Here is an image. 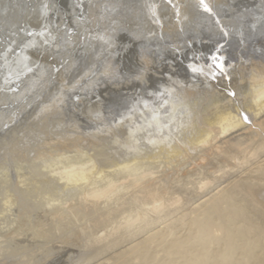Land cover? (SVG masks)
I'll list each match as a JSON object with an SVG mask.
<instances>
[{
    "label": "rangeland",
    "instance_id": "obj_1",
    "mask_svg": "<svg viewBox=\"0 0 264 264\" xmlns=\"http://www.w3.org/2000/svg\"><path fill=\"white\" fill-rule=\"evenodd\" d=\"M101 1L0 0V34L3 32V37H0V91H2L0 92V264H117L114 258L133 247L134 242H142L145 236L147 239L151 235L150 231L152 233L164 231L165 227L167 229L173 221L180 218L181 214L192 212L195 206L234 180L250 181L256 200L264 206V165L255 168L258 161L264 159V154L262 158L253 154L256 144L264 145V107L260 113H257L255 106L251 104L254 102L253 98L255 100L254 96L264 91V0L223 1L219 7L227 5V8H221L220 16L212 11L203 10L202 15L196 14L195 17L184 18L179 22V28L163 35H155L144 27L136 28L133 25L131 13L127 14L124 11L133 5L131 2L123 4L117 0H104L102 6L113 4L116 6L112 12L99 5L91 8L92 3L100 4ZM35 17L44 18L43 27L49 26V32L42 34V29L32 24V19ZM61 19L64 21L60 22ZM79 20L85 21L88 25L86 36L79 30ZM219 20L220 23L216 24ZM55 23L60 26H56ZM107 31L112 34L113 43L109 44L101 39V32ZM26 37L33 39L32 44ZM7 43L13 45L8 48L6 55L10 59L4 60L3 54L6 53L4 46ZM202 46L205 48L203 49ZM18 51L20 53H17ZM22 54H26L28 61H32L34 65L31 64L29 69L19 72L20 76L10 75L11 72H8L6 80L1 79L2 72L13 68L16 57ZM187 56L203 58L200 61L201 65L205 66L196 72L187 71ZM170 79H179L181 82L174 85L179 90L176 102L180 101V105L174 111V118L167 124L169 130L167 127L164 130H157L154 125L149 126L145 114L147 108H152L150 104L155 107L160 106L158 110L162 117L160 119L162 123L166 120L165 114L167 112L168 115L171 110L170 98L163 97L168 95L164 91L163 83L166 81L169 83ZM235 85H238V89L234 87ZM258 86L261 88L260 91L256 90ZM254 88L256 91L252 90ZM9 94L12 95L9 97ZM241 97L243 101H249L248 106L252 105L249 112L254 115L248 118L247 114L240 115L239 110L232 115L234 117L232 120L220 122L227 105ZM186 105L191 109L185 111L183 107ZM216 110L220 113L210 126L205 119L207 116L212 117ZM227 113H230L229 110ZM245 115L247 120L244 119ZM154 133L159 137L167 133L165 134L167 137L163 138L164 141L157 142L158 144L153 143L149 138ZM231 137L250 140L238 152L237 149L231 150L227 147L229 144L226 142ZM127 138L134 139V141L130 140L135 143L132 147H138L130 148L133 143L131 144L129 140L126 142ZM127 143L130 146L126 145ZM208 143H219L218 145H222L223 149L210 153ZM136 148L141 152L136 151ZM158 148L159 150L162 148L160 152ZM131 153V158L126 157ZM144 154L148 155V158ZM240 158L246 161L243 162ZM110 162L113 163L112 166ZM76 163L79 164L75 165ZM81 166H85L82 167L84 169L80 170ZM126 167L135 172L133 173L136 175L135 178L139 173L137 178L143 182L160 181L157 182L161 189H164L162 194L167 193L169 196L172 191L171 196L177 198L179 206L175 203L178 210L173 205L168 209L175 216L180 214L179 217L175 218L168 209L164 210L167 211L166 213L162 211L156 216L149 210L153 205L151 202L146 204L143 202L142 206L145 208L141 207L144 200L141 202L135 200L139 191L134 187L132 190L129 185L135 178L131 176L130 179L125 180V176L130 174ZM149 167H152L151 172H147ZM63 169L65 171H62ZM142 170L145 173L140 175L143 173ZM80 171L84 172V176ZM105 171L109 175H106ZM113 171H116L115 173L122 171L124 174L116 175ZM77 174L80 175L74 180ZM151 174L156 175L151 176ZM97 175L101 178L103 176L104 181ZM104 177H108L109 180ZM144 177L150 179L144 180ZM92 178L97 179L98 183L95 179L90 180ZM160 178L166 181L161 183L164 180ZM110 179L113 183H117L118 188H121L123 183L124 189L126 185L130 187L125 191L123 188L117 192L111 190L113 193L108 191L95 201L86 196L89 188L93 187L91 185L96 184L95 187L105 188L104 183L111 182ZM168 180L171 182L168 183ZM167 183L173 188L168 187ZM121 190L123 194L120 195L125 197L124 200L118 195ZM128 191L131 192L130 198L127 195ZM133 191L136 192L133 195L135 198L132 197ZM112 194L116 196H110ZM107 195L109 199L106 198ZM183 198L186 200L184 201ZM122 201L128 205L133 203L130 204V211L129 206ZM182 202H186L188 208ZM96 203L98 205H94ZM124 204L128 207L123 206ZM183 206L187 211L182 209ZM105 207L111 208L106 210ZM124 208L131 212L132 216L146 213L143 215L144 220L151 219L152 223L144 228L145 231L136 229V225L137 233L133 228L135 232L118 230L117 232L121 233L118 235L113 228L116 227L115 225L125 226L127 222L125 215H118V210ZM148 210L150 214L147 215ZM178 211L179 213L175 214ZM96 214L99 216H95ZM111 215L113 217H109ZM114 216L116 219L119 218L118 221ZM256 216V219L259 216L263 217L259 220L255 219L263 225L264 216L261 214ZM158 218L161 220L158 221ZM164 218L166 220L161 222ZM168 218L171 220L169 221ZM102 219L107 220L103 222ZM114 220L118 223L115 224ZM108 221L110 224L113 222L112 225L107 223ZM100 222L105 227L109 225L108 229L99 224ZM174 227L175 230L166 240L150 241L147 244L148 249L143 253L134 254L131 264H183L184 261L186 264H200L202 254L207 249L215 250L213 252L218 260H223V256L220 255V245L218 243L208 245L207 240L203 241L204 237L194 223L176 224ZM105 229L106 232L103 231ZM143 231L145 233H141ZM213 232L215 235H220V227L215 225ZM112 234L116 235L114 239L111 238ZM142 234L146 235L141 236ZM176 234L188 241V253L192 257L168 256L166 246ZM108 236L113 243L108 240ZM103 237L108 241L105 242L106 239ZM236 257V263L224 261V264H256L246 253L238 252Z\"/></svg>",
    "mask_w": 264,
    "mask_h": 264
},
{
    "label": "bare ground",
    "instance_id": "obj_2",
    "mask_svg": "<svg viewBox=\"0 0 264 264\" xmlns=\"http://www.w3.org/2000/svg\"><path fill=\"white\" fill-rule=\"evenodd\" d=\"M103 1L104 0H102L101 1V3L100 4H95V3H92V5H91V8H94V7H96L97 5H99L100 7L102 6V3H103ZM118 2H122L123 4L125 3V2H131L133 5H131V7H129L127 10H124V11H126V13L128 14V12H130L131 13V15H132V21H133V25H135V27L136 28H138V27H144V29H147V30H149V31H152L153 33H155V35H163L164 33H166V32H168V31H171V30H173V29H177V28H179V22L180 21H182L184 18H192V17H195V15L196 14H198V16L199 15H202V13H203V8H204V6H203V4L201 3V0H117ZM225 2L226 0H204V3H207V5L211 8V11L212 12H214L215 14H217V16H220L219 15V13L221 12V8H227V5H222V6H220L219 7V5H221L222 3L221 2ZM250 2H253V1H250ZM221 3V4H220ZM262 4V3H261ZM56 5V4H55ZM102 7H104V6H102ZM116 6L113 4V5H108V6H105L104 8H106L109 12H112V11H114V8H115ZM253 8H254V6H253ZM22 12V11H21ZM209 12V11H208ZM211 12V13H212ZM227 12H229V11H227ZM22 14V13H21ZM227 14V13H226ZM101 15V14H100ZM225 16V15H224ZM60 17V16H59ZM200 18V17H199ZM219 18V17H218ZM231 18V17H230ZM222 19V18H221ZM53 20H54V18H53ZM52 20V21H53ZM86 20V19H85ZM243 20V19H242ZM245 20V19H244ZM51 21V22H52ZM62 21H64V20H62L61 19V21L60 22H62ZM215 21V20H214ZM222 21V20H221ZM227 21V20H226ZM246 21V20H245ZM59 22V23H60ZM224 22V21H223ZM222 22V23H223ZM95 23H97V22H95ZM219 24L220 23V20L219 21H217L216 22V24ZM32 24L33 25H36L37 27H38V29L40 28V29H42V34H45L47 31L49 32V30H48V28H49V26H46V27H43L44 26V18L42 17V18H33L32 19ZM52 24V23H51ZM56 24V23H55ZM60 24H62V23H60ZM60 24H56V26L57 25H59L60 26ZM64 24V23H63ZM90 24V23H89ZM224 24H225V22H224ZM228 24V23H227ZM259 24V23H258ZM263 24V23H262ZM182 26V25H181ZM214 26V25H213ZM226 26V25H225ZM41 27H43V28H41ZM68 27H70V25L68 26ZM67 27V28H68ZM78 27H79V30H81L82 32H83V35H85L86 36V34H87V30H88V25H86V22L85 21H78ZM216 27V26H215ZM222 27H223V25H222ZM72 28V27H71ZM90 28V27H89ZM200 28V27H199ZM235 28V27H234ZM5 30H6V28H4ZM18 29V28H17ZM24 29V28H23ZM62 29V28H61ZM140 29V28H139ZM237 29V28H236ZM90 30V29H89ZM98 30V29H97ZM200 30V29H199ZM238 30V29H237ZM1 31V30H0ZM7 31V30H6ZM63 31V30H62ZM61 31V32H62ZM68 31V30H67ZM84 31H85V33H84ZM193 31V30H192ZM215 31V30H214ZM229 31V30H228ZM232 30L230 29V32H231ZM235 31V30H234ZM240 31V30H239ZM12 32V31H11ZM21 32V31H20ZM98 32V31H97ZM100 32V31H99ZM133 32V31H132ZM59 33V32H58ZM64 33V32H63ZM67 33V32H66ZM102 34H100V37H101V39H103L104 41H106L107 43H113L114 42V38H113V36H112V34L110 33V31H107V32H101ZM235 33V32H234ZM242 33V32H241ZM2 34V35H1ZM0 35V37H3V32L1 33ZM25 34V33H24ZM77 34V33H76ZM146 35V34H145ZM191 35V34H190ZM172 36V35H171ZM180 36V35H179ZM6 37V36H5ZM4 37V38H5ZM50 37V36H49ZM49 37L47 38V39H49ZM27 38V41H29V43L30 44H32V40L33 39H31V38H29V37H26ZM29 38V39H28ZM36 38V37H35ZM58 39H59V37H57ZM122 38V37H121ZM21 39V38H20ZM70 39V38H69ZM185 39V38H184ZM7 40V39H6ZM5 40V41H6ZM55 40H57V39H55ZM126 40V39H125ZM22 41V40H21ZM31 41V42H30ZM140 41V40H139ZM179 41V40H178ZM181 41V40H180ZM188 42H189V40H187ZM191 42H192V40H190ZM197 41V40H196ZM56 42V41H55ZM55 42H53V43H55ZM96 42V41H95ZM142 42V41H141ZM144 42V41H143ZM176 42V41H175ZM193 42H194V40H193ZM98 43V42H97ZM181 43V42H180ZM198 43V42H197ZM1 44V43H0ZM140 44V43H139ZM12 43H7L5 46H4V50L6 51V53H4L3 54V59L4 60H6V59H10V58H8L6 55L8 54V48H11L12 47ZM19 45H21V44H19ZM54 45V44H53ZM69 45V44H68ZM98 45H100V44H97V46ZM206 45V44H205ZM211 45V44H210ZM161 46H162V44H161ZM44 47V46H43ZM61 47V46H60ZM96 47V46H95ZM134 47V46H133ZM159 47V46H158ZM212 47V46H211ZM15 48H16V46H15ZM44 48H46V47H44ZM53 48V47H52ZM51 48V49H52ZM82 48H83V46H82ZM87 48V47H86ZM154 48V47H153ZM202 48L204 49L205 47H203L202 46ZM14 49V48H13ZM50 49V48H49ZM84 49V48H83ZM93 48H91V50H92ZM196 49V48H195ZM85 50V49H84ZM137 50V49H136ZM168 50H169V48H168ZM26 51V50H25ZM94 51V50H93ZM112 51V50H111ZM170 51V50H169ZM85 52H87V51H85ZM12 53V52H11ZM170 53H172V52H170ZM207 53V52H206ZM205 53V54H206ZM1 54V53H0ZM104 54H105V52H104ZM160 55V54H159ZM159 55H157V56H159ZM14 56V55H13ZM64 56V55H63ZM171 56V55H170ZM27 56H26V54H22V55H20V56H17L16 57V59H15V62H14V67L13 68H9L8 70H4L3 72H2V74L4 75H2L1 76V79L3 78V80L5 81L6 80V77H7V74H8V72H11V73H9L10 75H18V73L19 72H22V71H24V70H27V69H29V67H31L32 65H34V64H32L33 62L32 61H28V59L26 58ZM160 57V56H159ZM65 59V58H64ZM159 59V58H158ZM203 58H194V57H190V56H187L186 57V70L187 71H189V72H196V71H198L200 68H202V66H205V65H201V61L200 60H202ZM9 61V60H8ZM73 61V60H72ZM71 61V62H72ZM35 62V61H34ZM28 63H29V65H28ZM139 63V62H138ZM12 64V63H11ZM32 64V65H31ZM204 64V63H203ZM220 64V63H219ZM31 65V66H30ZM142 66V65H141ZM22 67V68H21ZM212 67V66H211ZM208 68H210L209 66H208ZM2 69V68H1ZM31 69V68H30ZM33 69V68H32ZM233 69V68H232ZM211 70H213V69H211ZM213 71H215L216 72V70H213ZM227 71V70H226ZM212 72V71H211ZM224 72V71H223ZM1 73V72H0ZM96 73V72H95ZM109 73V72H108ZM111 73V72H110ZM214 73V72H213ZM218 74V73H217ZM22 75V74H21ZM114 75V74H113ZM112 75V76H113ZM210 76H211V74H209ZM18 76H20V75H18ZM17 76V77H18ZM23 76V75H22ZM29 76V75H28ZM104 76V75H103ZM193 76V75H192ZM13 77V76H12ZM48 77V76H47ZM80 77V76H79ZM78 77V78H79ZM93 77V76H92ZM202 78L204 77V76H201ZM22 78V77H21ZM107 78V77H106ZM115 78V77H114ZM125 78H126V76H125ZM252 78V77H251ZM8 79V78H7ZM109 79V78H108ZM91 80V79H90ZM120 80H121V78H120ZM131 80V79H130ZM28 81V80H27ZM35 81V80H34ZM8 82V81H7ZM112 82V81H111ZM110 82V83H111ZM116 82V81H115ZM230 82V81H229ZM13 83V82H12ZM12 83H9V84H12ZM181 84V82H180V80L179 79H170L169 80V83L166 81L165 83H163V88H164V91L165 92H167V94L168 95H166V96H163V97H166V99H168V97L170 98V100H169V105H170V110L171 111H169V114L168 115H166L167 114V112H166V114H165V119H163V120H165L163 123H162V120L160 119V118H162V117H160V113H159V111L158 110H160V106L158 107V106H154V105H152V104H150L151 105V107L152 108H147L148 109V111H146V114H145V116H147V122H148V124H149V126L150 125H154L155 127L154 128H156L157 130H161V129H163L164 130V128H166L167 127V130H169V126H167V124L169 123V122H171V120L174 118V111L179 107V105H180V101L179 102H176V98H178V89L174 86L175 84ZM14 84V83H13ZM119 84V83H118ZM141 84V83H140ZM37 85V84H36ZM231 85V84H230ZM256 85V84H255ZM7 86V85H6ZM253 86V85H252ZM10 87H12V86H10ZM16 87V86H15ZM235 88H237L238 89V85H235L234 86ZM260 87L258 86L257 87V91H260V89H259ZM12 89V88H11ZM36 89V88H35ZM77 89V88H76ZM237 89H236V91H237ZM4 90V89H3ZM6 90H7V88H6ZM14 90V89H13ZM12 90V91H13ZM19 90V89H18ZM221 90V89H220ZM252 90H255V88L254 89H252ZM255 90V91H256ZM161 91H163V90H161ZM254 91V92H255ZM0 92H2V91H0ZM10 92V91H9ZM14 92V91H13ZM13 92H11V93H13ZM18 92V91H17ZM242 91H240V93H241ZM20 93V92H19ZM258 93V92H257ZM66 94V93H65ZM237 94L239 95V92H237ZM1 95H2V93H1ZM12 94H9V97L11 96ZM28 95V94H27ZM63 95V94H62ZM74 95V94H73ZM254 96V95H253ZM263 96H264V91L263 92H261V93H259V94H257L256 96H254L255 97V100H254V98L253 97H251V99L253 98V103H251L253 106H255L254 107V109H255V112L257 111V113H260L262 110H263V107H264V102H262L264 99H263ZM34 97V96H33ZM70 98H72V97H70ZM247 99V98H246ZM18 100V99H17ZM162 100H164V99H162ZM248 100V99H247ZM148 101V100H147ZM168 101V100H167ZM17 102V101H16ZM19 102V101H18ZM17 102V103H18ZM79 102V101H78ZM160 102V101H159ZM249 101H243V98L241 97L239 100H235V101H233L232 103H230L229 105H227V107H226V112H228V110H229V114L227 113L226 114V112H225V110H223L224 112H225V114H224V116H223V119L221 120H219L220 122L221 121H223V122H227V121H230V120H232L234 117L232 116L234 113H236L237 111H239L240 110V115H242V114H247L248 115V118H251V116H253L254 115V113H251V112H249V109H252V105H251V107L250 106H248L247 104H249L248 103ZM24 103V102H23ZM156 103V102H155ZM127 105V104H126ZM14 106V105H13ZM73 106V105H72ZM134 106V105H133ZM193 106H194V104H193ZM164 107V106H163ZM130 108V107H129ZM183 108H185V111H188V110H190L191 108L188 106V105H186V107H183ZM13 109V108H12ZM146 109V110H147ZM26 110V109H25ZM145 110V109H144ZM220 110H221V108H220ZM14 111V110H13ZM164 111V110H163ZM138 112V111H137ZM144 112V111H143ZM160 112H162V111H160ZM253 112V111H252ZM213 113V112H212ZM220 112H219V110H216V112H214L213 114H212V117H210V118H208V116H207V118L205 119V121H206V123L207 124H209L210 126L214 123H212V121L214 120V119H216V117H218L217 115L219 114ZM12 115V114H11ZM123 115H125V114H123ZM162 115V114H161ZM249 115H250V117H249ZM116 116V115H115ZM144 116V117H145ZM181 116V115H180ZM198 116H200V115H198ZM211 116V115H210ZM139 118H141V117H139ZM191 118V117H190ZM197 118H199V117H197ZM12 120V119H11ZM177 121H179V120H177ZM184 121V120H183ZM8 122H10V121H8ZM203 122V121H202ZM106 123V122H105ZM146 123V122H145ZM8 124V123H7ZM144 124V123H143ZM147 124V123H146ZM145 124V125H146ZM176 124V123H175ZM191 124V123H190ZM201 124V123H200ZM136 125H137V123H136ZM145 125H143L144 127H146ZM170 125H173L174 126V124H170ZM2 126V125H1ZM148 126V125H147ZM105 127H107V126H105ZM140 127V126H139ZM152 127V126H151ZM149 128V127H148ZM184 128V127H183ZM217 128H219V124H217ZM109 129V128H108ZM174 129V128H173ZM105 130V129H104ZM129 130V129H128ZM162 130V131H163ZM93 131H95V130H93ZM154 131H156V130H154ZM162 131L160 132V133H162ZM114 132V131H113ZM146 132V131H145ZM144 132V133H145ZM165 132V131H164ZM169 132V131H168ZM172 131H170V133H171ZM181 132V131H180ZM100 134H102V133H100ZM143 134V133H142ZM141 134V135H142ZM153 134V133H152ZM156 133H154V135L153 136H150V138H149V140H151V141H153V143L155 142V143H157V142H160V141H164L163 140V138L165 139L167 136L165 135V134H167V133H165L164 135H162L161 136V134H160V136L161 137H159V135L157 134V135H155ZM134 135H135V133H134ZM134 135H132V136H134ZM146 135V134H145ZM174 135V134H173ZM176 135V134H175ZM158 136V137H157ZM120 137V136H119ZM131 136H129V138H130ZM140 137H142V136H140ZM144 137V136H143ZM173 137V136H172ZM116 138V137H115ZM132 138V137H131ZM69 139V138H68ZM118 139V138H117ZM176 139V138H175ZM85 140V139H84ZM128 140H129V142H131L130 140H133L134 141V139H128L127 138V141L126 142H128ZM143 140V139H142ZM148 140V141H149ZM169 140V139H168ZM250 139L249 138H245L244 140L243 139H239V138H233V137H231V138H229V140L226 142V143H228L229 145L227 146V147H229L231 150H233V149H237V151L239 152V149H241V148H243L245 145H246V143L249 141ZM68 141V140H67ZM112 141V140H111ZM120 141V140H119ZM122 141V140H121ZM145 141V140H144ZM166 142H167V140H166ZM170 141H168V143H169ZM112 143V142H111ZM133 143V144H132ZM139 143H141V142H139ZM152 143V142H151ZM115 144H117V143H115ZM131 147L130 148H134V147H138V146H134V147H132L135 143L134 142H131ZM158 144V143H157ZM166 144V143H165ZM164 144V145H165ZM219 143H214V144H209L208 143V152H210V153H214V152H216V151H218V150H221V149H223L222 148V145H218ZM222 144V143H221ZM126 145H129L130 146V144H126ZM152 145V144H151ZM163 145V146H164ZM171 145V144H170ZM227 144H225V146H226ZM154 146H156V144L154 145ZM224 146V147H225ZM264 145L263 144H256L255 145V147H254V149H253V151H254V155H256V156H258V157H260L261 156V158L263 157V155L262 154H264V147H263ZM125 148H126V146H124ZM128 147V146H127ZM145 147V146H144ZM147 147V146H146ZM149 147H151V146H149ZM159 147H161V145L159 146ZM167 147V146H166ZM120 148H122V147H120ZM120 148H118V149H120ZM170 148V147H169ZM76 149V148H75ZM162 149V148H161ZM161 149L159 150V148H158V152H160L161 151ZM165 149V148H164ZM163 149V150H164ZM174 149V148H173ZM114 150V149H113ZM136 151L137 150H139L140 151V149H138V148H136L135 149ZM134 150V151H135ZM154 150V149H153ZM152 150V151H153ZM166 151L168 150L169 151V149H165ZM126 151V150H125ZM151 151V152H152ZM167 151V152H168ZM242 151V150H241ZM240 151V152H241ZM124 152V151H123ZM129 152H131V151H129ZM133 152V151H132ZM141 152V151H140ZM150 152V154H152ZM68 153V152H67ZM73 153H75V152H73ZM138 153V152H137ZM137 153H135V154H137ZM164 153V152H163ZM81 154V153H80ZM79 154V155H80ZM127 154H128V152H127ZM141 153H139V155H140ZM149 154V153H148ZM156 154V153H155ZM252 154V155H253ZM119 155V154H118ZM144 155H146V154H144ZM162 155V154H161ZM252 155L250 156L251 158H252ZM84 156V155H83ZM123 156V155H122ZM130 156H132V153H131V155L129 154L128 156H126V157H130ZM121 157V156H120ZM125 157V156H124ZM123 157V158H124ZM137 157V155H135V157L134 158H136ZM146 157L148 158V155H146ZM153 157V156H152ZM123 158H121L123 161H124V159ZM131 158V157H130ZM142 158V157H141ZM143 158H145L144 156H143ZM154 158V157H153ZM251 158H249V159H251ZM15 160H16V158H14ZM13 159V160H14ZM115 159V158H114ZM128 159V158H127ZM79 160H82V159H79ZM132 160V159H131ZM152 160H156V159H152ZM240 160L242 161L243 160V162H244V160L245 159H242V158H240ZM90 161H92V160H90ZM246 161V160H245ZM15 162V161H14ZM86 162H87V159H86ZM111 162H113V161H111ZM109 163L110 164V166H112L111 164H113V163H115V162H113V163ZM129 162H131V161H129ZM73 163V162H72ZM80 163V162H79ZM78 163V164H79ZM134 162H132V164H133ZM146 163V162H145ZM77 163L75 164V165H78ZM83 164V163H82ZM81 164V165H82ZM91 164V163H90ZM132 164H128V166H132ZM26 165V164H25ZM72 165V164H71ZM74 165V166H75ZM103 165V164H102ZM140 165H142V164H140ZM264 165V159L263 160H260V161H258V165H257V167H255V168H261V166H263ZM67 166H68V164H67ZM74 166H72V167H74ZM146 166V165H145ZM178 166V165H177ZM179 166H181L182 167V165H179ZM69 167H71L70 165H69ZM76 167V166H75ZM82 167H85V166H81L80 167V170H81V168ZM87 167V166H86ZM91 167V166H90ZM105 167V166H104ZM138 167V166H137ZM144 167V166H143ZM148 167V166H147ZM176 166H174V168H175ZM25 168V167H24ZM106 168V167H105ZM121 168H123V167H121ZM125 168V167H124ZM127 169V171H129L130 172V174L128 175V176H125L124 178H125V180H127V178L128 179H130L131 178V176H133V178H135V176L136 175H134L133 173H135L133 170H130L131 168H129V167H126ZM139 168H140V166H139ZM142 168V167H141ZM140 168V169H141ZM151 168L152 167H149V170H147V172H151L150 170H151ZM174 168H173V170H174ZM179 169H180V167H178ZM82 169H84V168H82ZM92 169V168H91ZM95 169V168H94ZM134 169H136V168H134ZM143 169V168H142ZM171 168H169V170H170ZM176 169H177V167H176ZM175 169V170H176ZM87 170V169H86ZM115 170V169H114ZM118 170V169H117ZM120 170V169H119ZM126 170H124V171H126ZM137 170H138V168H137ZM146 170V169H145ZM62 171H65L64 169L62 170ZM89 171V170H88ZM98 171V170H97ZM171 171V170H170ZM83 173V174H81V173ZM79 173L82 175V176H84V172L83 171H80ZM114 172V171H113ZM113 172H112V175H113ZM116 172V171H115ZM114 172V173H115ZM139 172V171H138ZM137 172V173H138ZM142 174H140V175H143L145 172L142 170ZM153 172H155V170L153 171ZM159 172H160V170H159ZM164 172H166V171H164ZM180 172V171H179ZM182 172V171H181ZM86 173H87V171H86ZM99 173V172H98ZM103 173V172H102ZM119 173H123L124 174V172H119ZM119 173H115L116 175H118ZM177 173V172H176ZM71 174V173H70ZM80 174H77V175H75L74 177H75V179L74 180H76L78 177H79V175ZM105 174L106 175H109L108 173H106V171H105ZM114 174V175H115ZM149 174V173H148ZM159 174V173H158ZM172 174V172L170 173V175ZM44 175V174H43ZM100 175H104V174H100ZM111 175V174H110ZM113 175V176H114ZM138 175H139V173H138ZM138 175H137V177H138ZM152 175H156V174H151V176ZM170 175H168L167 174V176H170ZM174 175H175V172H174ZM179 175V174H178ZM47 176V175H46ZM70 176H73V175H70ZM85 176H87V175H85ZM148 176V175H147ZM158 176H160V175H158ZM73 177V178H74ZM96 177V176H95ZM97 177H99V179L101 178V176H98L97 175ZM96 177V178H97ZM110 177V176H109ZM116 177H118V176H116ZM135 178V179H133V180H131V182L130 181H128V182H130V186L132 187V190H133V187L134 188H137V190L139 191V193L138 194H136V199L135 200H137V201H139V202H141L142 200H144V201H142V203H141V207H143L142 206V204H143V202L146 204V202L147 203H149V202H151V203H153V205L152 204H149V206L150 205H152L151 207L152 208H150L149 210H151L152 212H154L153 214H155L156 216L158 215V214H160L162 211L163 212H165L164 210H166V209H168V207H170V206H172L173 205V207L175 206L176 207V204L175 203H177L178 202V200H176L174 197H172L171 195H172V191L170 192V194H168L169 196H167V193H166V195H164V194H162V190H164V189H161V187L159 186V183L158 182H160V181H146V182H143V181H141L139 178ZM143 177V176H142ZM155 176H153V178H154ZM165 177V176H164ZM172 177V176H171ZM182 177V176H181ZM46 178V177H45ZM64 178H66V177H64ZM71 178V177H70ZM82 178V177H81ZM80 178V179H81ZM87 178V177H86ZM102 178H103V176H102ZM101 178V179H102ZM106 180H109V179H107L108 177H104ZM111 178V177H110ZM113 178V177H112ZM111 178V179H112ZM119 178L121 179V177H120V175H119ZM141 178V177H140ZM145 179L144 180H146V178H149V177H144ZM175 178L177 179V177L175 176ZM179 178V177H178ZM51 179V178H50ZM60 179V178H59ZM63 179V178H62ZM89 179V178H88ZM93 179H95V178H92V179H90V180H93ZM100 179V180H101ZM110 179V180H111ZM114 179V178H113ZM119 179V180H120ZM150 179V178H149ZM158 179V178H157ZM161 180H164V178H160ZM159 179V180H160ZM166 179H167V177H166ZM173 179V178H172ZM184 179V178H183ZM79 180V179H78ZM83 180H85V177H84V179ZM97 179H95V181H96ZM103 180V179H102ZM114 180H116V179H114ZM123 180V179H122ZM121 180V181H122ZM179 180H181V178H179ZM178 180V181H179ZM70 181H72V180H70ZM104 181V180H103ZM166 180H164V181H162L161 183H163V182H165ZM183 181V180H182ZM49 182V181H48ZM73 182V181H72ZM71 182V183H72ZM76 182V181H75ZM74 182V183H75ZM86 182V181H85ZM90 182H94V181H90ZM89 182V183H90ZM107 182H109V181H107ZM107 182H105L104 184H106L105 186V188H102V187H100V188H98V187H95L94 185H96V184H94V185H91V186H93V187H88L89 188V191L87 192V194H86V196L88 195V197H90L93 201H95V199H97V198H99V197H101V196H103L104 194H106V192H108V191H110V192H112L113 190L114 191H116L117 192V190H120L121 188H123L124 189V187H122L123 186V184H121L122 186H121V188L119 187L118 188V186H117V183H113L112 182V180H111V182H109V183H107ZM115 182V181H114ZM118 182H120V181H118ZM125 182V181H124ZM169 182H171V181H169L168 180V183ZM175 182V181H174ZM86 183H88V181L86 182ZM96 183H98L97 181H96ZM101 183V181L99 182V184ZM167 183V185H168V187H172L173 188V186L172 185H170L169 186V184ZM178 183H180V182H177V184ZM208 183H210V181L208 182ZM251 182L250 181H237V180H234V181H231V182H229L226 186H224V187H222L216 194H213L212 196H210L207 200H205L204 202H202V203H199V205H197V206H195L194 207V209L192 210V212L190 211V212H185V213H183V214H181V216H180V218H178V220H176V221H173V223L166 229V227H165V229H164V231H154L153 233L150 231V233H151V235L149 236V235H147V236H149V237H147V239H146V236H145V240H143L142 242H140V243H135L134 242V246H133V244H132V246L133 247H131V248H129V249H127V251H125V252H122V253H120V254H118L114 259H116V263L117 264H131V261H132V258H133V255L134 254H138V253H143L146 249H148V243L150 242V241H163V240H166L167 239V237H168V235L169 234H171L174 230H175V227H174V225H176V224H181V225H187V224H189L190 222H192V223H194L197 227H198V229H199V231L202 233V235H203V237H204V239H203V241H208V245H211L212 243H218L219 245H220V255H222L223 256V260L222 261H220V260H218V258L216 257V255H215V253L213 252V251H215V250H213V249H207V250H205L204 251V253L202 254V261H201V263L200 264H224V261H228V262H230V263H232V262H237V257H236V254L238 253V252H241V253H246L248 256H250V257H252L253 259H254V261H255V263L256 264H259V263H261V262H264V223H263V225H261L259 222H257L256 220H259V219H261V217L259 218L258 217V219H256L255 217H257L256 215H263L264 216V206L259 202V201H257L256 200V197H255V194L253 193V190H252V185L250 184ZM85 184V183H84ZM99 184H97V186H99ZM175 184V183H174ZM181 184H182V182H181ZM60 185V184H59ZM64 185V184H63ZM62 185V186H63ZM80 185V184H79ZM89 185V184H88ZM103 185V184H102ZM101 185V186H102ZM164 185V184H163ZM166 185V184H165ZM166 185V186H167ZM52 186V185H51ZM70 186V185H69ZM83 185L81 184V186L80 187H82ZM130 186H128V185H126V188L125 189H127V187H130ZM165 186V187H166ZM175 186H179V185H175ZM175 186H174V188H175ZM79 187V186H78ZM85 187V186H84ZM202 187V186H201ZM200 187V188H201ZM177 188V187H176ZM77 189V188H76ZM75 189V190H76ZM84 189H86V187L84 188ZM125 189L123 190V191H125ZM167 189V188H166ZM169 189V188H168ZM77 190H79V189H77ZM83 190V189H82ZM112 190V191H111ZM128 190V189H127ZM131 190V189H130ZM122 191V190H121ZM123 191L122 192H120L118 195H120V194H123ZM134 191H136V190H134ZM133 191V192H134ZM197 191V190H196ZM198 191H199V189H198ZM197 191V192H198ZM76 192V191H75ZM119 192V191H118ZM127 192V191H126ZM132 192V193H133ZM173 192H174V189H173ZM175 192H177V191H175ZM193 192H195V191H193ZM78 193H79V191H78ZM113 193V192H112ZM130 193L131 192H129L128 191V193H127V195H128V197L130 198ZM136 192H134L133 194H132V197H134L133 195L135 194ZM191 193V192H190ZM109 194V193H108ZM115 194H117V193H115ZM193 194V193H192ZM191 194V195H192ZM51 195V194H50ZM74 195V194H73ZM77 195V194H76ZM82 195L84 196V194L82 193ZM81 195V196H82ZM114 194H112V195H110V196H113ZM124 195H125V193H124ZM173 195H174V193H173ZM53 196V195H52ZM51 196V197H52ZM85 196V197H86ZM108 196L109 195H107L106 196V198H108ZM114 196H116V195H114ZM121 197H122V195H120ZM126 196V195H125ZM175 196V195H174ZM179 196V195H178ZM50 197V196H49ZM50 197V198H51ZM84 197V198H85ZM121 197H119V199L121 198ZM176 197V196H175ZM189 197V196H188ZM102 198V197H101ZM103 198H105V197H103ZM123 198H125L124 196L121 198V199H123ZM135 198V197H134ZM180 198V197H179ZM109 199V198H108ZM110 199H115V198H110ZM184 199V198H183ZM83 200V199H82ZM85 200V199H84ZM91 200V201H92ZM106 201H107V199H105ZM116 200V199H115ZM124 200V199H123ZM127 200V199H126ZM125 200V201H126ZM130 200V199H129ZM128 200V201H129ZM180 201H181V199H179ZM186 199H184V201H185ZM102 201V200H101ZM125 201H122V202H124V203H126ZM134 200H131V202H133ZM2 202V201H1ZM41 202V201H40ZM39 202V203H40ZM79 202V201H78ZM86 202V201H85ZM87 202H88V198H87ZM89 202H90V200H89ZM110 202V201H109ZM113 202V201H112ZM115 202V201H114ZM122 202H121V204H122ZM130 202V201H129ZM81 203H83V202H81ZM80 203V204H81ZM101 203H103V202H101ZM104 203H106V202H104ZM119 203V202H118ZM180 204H181V202H179ZM183 203V202H182ZM185 203V205L184 206H187L186 204V202H184ZM183 203V204H184ZM88 204H90V203H88ZM115 204H117V201H116V203ZM114 204V205H115ZM127 204V203H126ZM130 204H133V203H130ZM130 204L127 206V205H123V206H126V207H128L129 209V211L131 210V208H130ZM144 204V205H145ZM175 204V205H174ZM182 204V205H183ZM94 205H98L97 203L96 204H94ZM93 205V206H94ZM102 205V204H101ZM100 205V207H102ZM107 205H109L108 203H107ZM119 205V204H118ZM136 205V204H135ZM177 205H178V203H177ZM189 205V204H188ZM87 206V205H86ZM106 206V205H105ZM110 206V205H109ZM112 206V205H111ZM138 207H139V204L137 205ZM179 206V205H178ZM178 206L176 207L177 208V210H178ZM183 206V210H185V208L186 207H184ZM81 207V206H80ZM85 207V206H84ZM90 207V206H89ZM99 207V206H98ZM131 207H132V205H131ZM173 207H171V209H175V208H173ZM74 208V207H73ZM92 208H94V207H92ZM91 208V209H92ZM109 208H111V207H109ZM109 208H107V209H109ZM121 208V207H120ZM143 208H145V207H143ZM187 208H188V206H187ZM186 208V209H187ZM88 209V208H87ZM96 209V208H95ZM102 209H104V208H102ZM105 209H106V207H105ZM106 209V210H107ZM116 209V208H115ZM118 209V208H117ZM116 209V210H117ZM135 209H136V206H135ZM192 209V208H191ZM190 208H189V210H191ZM83 209H81V211H82ZM94 210V209H93ZM128 210L126 209L125 210V208H124V210H118L119 212H118V215H120V216H122V215H125L124 216V218H126L127 219V222H126V224H125V226H118V225H115L116 227L115 228H113V229H115V231L114 232H117L118 230L119 231H128V230H131V231H133V232H135L134 230H133V228L135 229V226H136V229L138 228L139 230H144L145 231V227L146 226H148L150 223H152V221H150V220H148V221H146V220H144V216L143 215H146V213L145 214H139V215H137V214H134V215H136V216H132V213L131 212H128ZM137 210V209H136ZM138 210H140V209H138ZM148 210V212H147V215H148V213L150 214V211ZM179 210H181L180 208H179ZM183 210H181V211H183ZM188 210V211H189ZM87 211V210H86ZM89 211V210H88ZM104 211V210H103ZM111 212H114V211H112V210H110ZM168 211H169V209H168ZM185 211H187V210H185ZM99 212H100V209H99ZM105 212H107V211H105ZM110 212V213H111ZM142 212V211H141ZM167 212V211H166ZM165 212V213H166ZM170 212V211H169ZM86 213V212H85ZM101 213V212H100ZM99 213V214H100ZM115 213H117V211L115 212ZM138 213H139V211H138ZM164 213V214H165ZM173 216H175L172 212H170ZM177 213H179V211L178 212H175V214H177ZM10 215V214H9ZM86 215H88V214H86ZM91 215H92V213H91ZM115 215V214H114ZM172 215H171V217H172ZM180 215V214H179ZM179 215H176V216H178L179 217ZM80 216V215H79ZM95 216H99V215H95ZM95 216H93V218L95 217ZM117 216V215H116ZM150 216V215H149ZM162 216V215H161ZM160 216V217H161ZM168 216V215H167ZM167 216H165V217H167ZM176 216H175V218H176ZM85 217H87V216H85ZM89 217V216H88ZM106 217L108 218V216L106 215ZM109 217H113L112 215L111 216H109ZM115 217V216H114ZM152 217V216H151ZM169 217V216H168ZM90 218V217H89ZM88 218V219H89ZM104 218H105V216H104ZM122 218V217H121ZM123 218V219H124ZM146 218V217H145ZM163 218V217H162ZM263 218V217H262ZM85 219V218H84ZM91 220H92V218H90ZM114 219H116V217L114 218ZM119 219V218H118ZM118 219H116L117 221H118ZM147 219H148V217H147ZM173 219V218H172ZM256 219V220H255ZM107 220V219H106ZM106 220H104V221H106ZM152 220H153V218H152ZM161 220V219H160ZM159 220V218H158V221H160ZM166 220V218H164V220H162L161 222H163V221H165ZM168 220H169V218H168ZM171 220V219H170ZM169 220V221H170ZM243 220H245V221H243ZM94 221V220H93ZM100 221V220H99ZM102 221H103V219H102ZM103 221V222H104ZM110 221V220H109ZM109 221L107 222V223H109ZM114 222H115V220H114ZM122 222V221H121ZM172 222V221H171ZM113 223V222H112ZM112 223L110 224V225H112ZM118 223V222H117ZM116 222H115V224H117ZM160 223V222H159ZM86 224H87V222H86ZM99 224H101V222L99 223ZM260 224V225H259ZM96 225H98V224H96ZM95 225V226H96ZM101 225H103L104 226V224H101ZM100 225V226H101ZM154 225V224H153ZM152 225V226H153ZM164 225V224H163ZM215 225H218L219 227H220V229H221V234L220 235H215L214 234V232H213V227L215 226ZM107 226V225H106ZM109 226V225H108ZM107 226V227H108ZM180 226V225H179ZM263 226V227H262ZM93 227V226H92ZM98 227V226H97ZM107 227H105L104 226V228H107ZM114 227V226H113ZM98 228H100V227H98ZM110 228V227H109ZM162 228V227H161ZM108 229V228H107ZM135 229V230H136ZM152 229V228H151ZM149 230V229H148ZM155 230V229H154ZM103 231H105L106 232V229L105 230H103ZM108 231V230H107ZM110 231V230H109ZM113 231V230H112ZM141 232V233H145V232ZM113 232V233H114ZM149 232V231H148ZM111 233V232H110ZM109 233V234H110ZM118 233V235H120L121 233H119V232H117ZM124 233V232H123ZM130 233V232H129ZM128 233V234H129ZM132 233V232H131ZM135 233H137V230H136V232ZM125 234V233H124ZM108 235V234H107ZM113 236L111 237V238H113L114 237V235L115 234H112ZM137 235V234H136ZM139 235V234H138ZM143 235H146V234H142L141 236H143ZM104 236H106V235H104ZM111 236V235H110ZM110 236H108L107 238H108V240L110 239ZM116 236V235H115ZM105 237H103V239H104ZM115 238V237H114ZM113 238V239H114ZM120 238H122V236L120 237ZM127 238V237H126ZM133 238H135V237H133ZM138 238H139V236H138ZM137 238V239H138ZM106 239V238H105ZM131 239H132V237H131ZM143 239V238H142ZM107 239L105 240V242H107L108 241ZM111 240V239H110ZM117 240V239H116ZM120 240V239H119ZM115 241V240H114ZM118 241V240H117ZM140 241V240H139ZM138 241V242H139ZM111 242L113 243V240H111ZM110 242V244H112ZM120 242H122V241H120ZM169 243H168V245L166 246V253L168 254V256L169 257H174V255H178L179 257H181V258H185L186 256L187 257H192V255H190L188 252V247H189V244H188V241L185 239V238H183L181 235H179V234H176L174 237H173V239L171 240V241H168ZM129 243V242H128ZM127 243V244H128ZM136 244V245H135ZM107 245H109V243H107ZM115 245V244H114ZM125 245V244H124ZM111 246V245H110ZM119 246H120V244H119ZM112 247V246H111ZM129 247H130V245H129ZM210 248V247H209ZM112 249V248H111ZM113 249H115V248H113ZM121 252V251H120ZM118 253V252H117ZM99 261V260H98ZM101 261H102V259H101ZM103 261H105V260H103ZM107 262V261H106ZM234 263V264H235ZM55 264V263H54ZM183 264H186L185 263V261L183 262Z\"/></svg>",
    "mask_w": 264,
    "mask_h": 264
},
{
    "label": "snow or ice",
    "instance_id": "obj_3",
    "mask_svg": "<svg viewBox=\"0 0 264 264\" xmlns=\"http://www.w3.org/2000/svg\"><path fill=\"white\" fill-rule=\"evenodd\" d=\"M201 3L203 4L204 8H205L207 11H211V8L207 5V3H204V0H201ZM220 66H221V68L223 67L222 64H221ZM244 119H245V120L248 119L246 115L244 116Z\"/></svg>",
    "mask_w": 264,
    "mask_h": 264
},
{
    "label": "water",
    "instance_id": "obj_4",
    "mask_svg": "<svg viewBox=\"0 0 264 264\" xmlns=\"http://www.w3.org/2000/svg\"><path fill=\"white\" fill-rule=\"evenodd\" d=\"M203 10H206L205 8H203ZM17 53H20V51H18Z\"/></svg>",
    "mask_w": 264,
    "mask_h": 264
}]
</instances>
